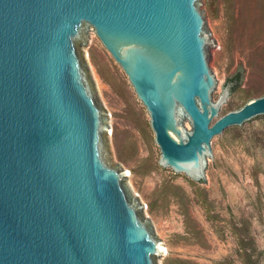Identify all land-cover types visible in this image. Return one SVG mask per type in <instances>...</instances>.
Here are the masks:
<instances>
[{"label":"water","instance_id":"obj_1","mask_svg":"<svg viewBox=\"0 0 264 264\" xmlns=\"http://www.w3.org/2000/svg\"><path fill=\"white\" fill-rule=\"evenodd\" d=\"M204 1L0 0V264L162 263L164 241L106 160L109 116L80 48L90 26L144 104L159 164L193 180L264 116V94L226 114L228 91L215 102Z\"/></svg>","mask_w":264,"mask_h":264},{"label":"rangeland","instance_id":"obj_2","mask_svg":"<svg viewBox=\"0 0 264 264\" xmlns=\"http://www.w3.org/2000/svg\"><path fill=\"white\" fill-rule=\"evenodd\" d=\"M204 6L222 85L214 100L228 91L221 108L233 97L226 114L264 94V0H205ZM80 49L109 116L106 160L128 176L131 195L164 241L161 264H240L241 223L264 256V116L218 141V157L208 156L203 173L192 180L159 164L150 116L90 26ZM184 127L192 130L185 112Z\"/></svg>","mask_w":264,"mask_h":264},{"label":"trees","instance_id":"obj_3","mask_svg":"<svg viewBox=\"0 0 264 264\" xmlns=\"http://www.w3.org/2000/svg\"><path fill=\"white\" fill-rule=\"evenodd\" d=\"M238 81V76L235 77ZM238 236L236 237V254L240 260V264H264V256L256 248L255 241L251 236L246 225L241 223V226L236 228ZM172 263H175L172 262ZM169 259L165 260L164 264H172ZM218 264H235L232 259H224Z\"/></svg>","mask_w":264,"mask_h":264}]
</instances>
